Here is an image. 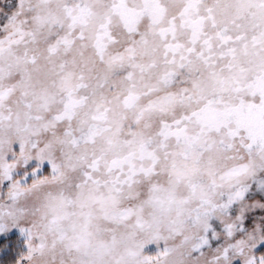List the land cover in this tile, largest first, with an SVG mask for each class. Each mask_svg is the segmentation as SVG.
Masks as SVG:
<instances>
[{
    "label": "snow or ice",
    "instance_id": "snow-or-ice-1",
    "mask_svg": "<svg viewBox=\"0 0 264 264\" xmlns=\"http://www.w3.org/2000/svg\"><path fill=\"white\" fill-rule=\"evenodd\" d=\"M0 264H264V0H0Z\"/></svg>",
    "mask_w": 264,
    "mask_h": 264
}]
</instances>
